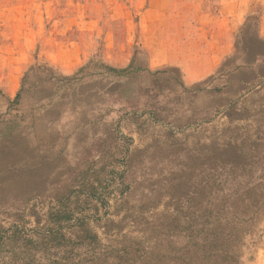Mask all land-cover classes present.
Masks as SVG:
<instances>
[{
    "label": "rangeland",
    "instance_id": "374dc122",
    "mask_svg": "<svg viewBox=\"0 0 264 264\" xmlns=\"http://www.w3.org/2000/svg\"><path fill=\"white\" fill-rule=\"evenodd\" d=\"M0 264H264V0H0Z\"/></svg>",
    "mask_w": 264,
    "mask_h": 264
}]
</instances>
